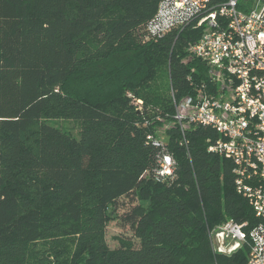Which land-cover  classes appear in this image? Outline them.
Returning <instances> with one entry per match:
<instances>
[{"label": "trees", "instance_id": "16d2710c", "mask_svg": "<svg viewBox=\"0 0 264 264\" xmlns=\"http://www.w3.org/2000/svg\"><path fill=\"white\" fill-rule=\"evenodd\" d=\"M159 1L0 0V264H247L248 242L212 243L258 222L233 163L174 119L209 88L203 26L151 35ZM115 221L132 235L110 247Z\"/></svg>", "mask_w": 264, "mask_h": 264}, {"label": "built area", "instance_id": "2783aa9c", "mask_svg": "<svg viewBox=\"0 0 264 264\" xmlns=\"http://www.w3.org/2000/svg\"><path fill=\"white\" fill-rule=\"evenodd\" d=\"M190 22L203 26L190 51L211 81L207 90L173 100L174 119L182 132L191 125L217 132L208 149L231 160L237 191L258 218L248 234L245 223L225 221L212 232L220 240L213 246L231 253L248 242L247 264H264V0H160L147 30L161 36ZM157 164V178L172 175L169 154L158 155Z\"/></svg>", "mask_w": 264, "mask_h": 264}, {"label": "rangeland", "instance_id": "374dc122", "mask_svg": "<svg viewBox=\"0 0 264 264\" xmlns=\"http://www.w3.org/2000/svg\"><path fill=\"white\" fill-rule=\"evenodd\" d=\"M132 232L126 227L122 226L119 222H112L106 229V240L110 247H114L117 245V241L115 239L116 236H131ZM213 244L215 246L219 245V238L215 233L212 234ZM227 244L226 242H224Z\"/></svg>", "mask_w": 264, "mask_h": 264}, {"label": "water", "instance_id": "95a60500", "mask_svg": "<svg viewBox=\"0 0 264 264\" xmlns=\"http://www.w3.org/2000/svg\"><path fill=\"white\" fill-rule=\"evenodd\" d=\"M218 230V228H215V231H217Z\"/></svg>", "mask_w": 264, "mask_h": 264}]
</instances>
